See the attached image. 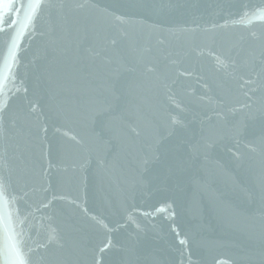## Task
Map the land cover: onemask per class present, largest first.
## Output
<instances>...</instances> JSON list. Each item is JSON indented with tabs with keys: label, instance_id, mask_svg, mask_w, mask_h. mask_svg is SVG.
Returning a JSON list of instances; mask_svg holds the SVG:
<instances>
[{
	"label": "water",
	"instance_id": "obj_1",
	"mask_svg": "<svg viewBox=\"0 0 264 264\" xmlns=\"http://www.w3.org/2000/svg\"><path fill=\"white\" fill-rule=\"evenodd\" d=\"M0 264H264V0H0Z\"/></svg>",
	"mask_w": 264,
	"mask_h": 264
}]
</instances>
